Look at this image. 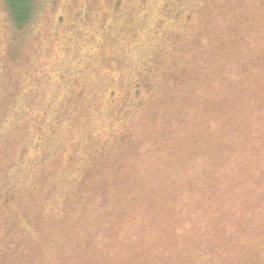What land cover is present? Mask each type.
<instances>
[{"label":"rangeland","instance_id":"obj_1","mask_svg":"<svg viewBox=\"0 0 264 264\" xmlns=\"http://www.w3.org/2000/svg\"><path fill=\"white\" fill-rule=\"evenodd\" d=\"M114 1L35 0L31 16L22 28L10 20L6 2L0 0V206L9 208L8 216L14 212L12 219L23 226L32 221L29 228L32 234L26 236L30 240L31 235L39 236L42 223L62 207L67 211L62 218L69 219V225L79 227L87 221L82 211H79L82 215L76 217L70 213L75 211L72 205L64 207L78 198L74 185L81 175L76 167L64 172L68 148L82 152L90 145L104 147L106 144L97 140L109 136L148 140L150 135L141 132L142 121H149L152 131L155 130L154 123L151 125L143 111L141 100L144 95L151 96L147 98L148 104H153L152 95L157 97L164 83L161 77L156 76L159 80L152 77L155 69L153 62L149 63L151 53L146 52L147 46L138 44L142 41L141 31L131 27L134 15L124 21L129 32L118 33L116 44L106 50L105 60L98 64L90 60L99 49L97 44L99 46L105 24L112 20ZM138 1L145 6H156L155 10L158 4L159 10L166 2ZM127 2L134 12L135 0ZM158 14L159 11H151L153 16ZM214 20L223 24L224 17ZM140 24V28H144L147 21ZM214 24L212 22V26ZM50 29L59 35L55 46L45 59L36 61L37 50ZM153 32H156L154 28ZM114 36L110 33L106 41L113 40ZM80 67L85 69L83 75H80ZM165 67L162 65L163 69ZM71 79L77 93L84 90V95L68 94ZM205 88L213 94L216 108L221 107L227 82ZM134 91L140 96L131 98ZM111 92L115 93L113 98ZM58 93L59 98L55 99ZM69 104L74 108L71 115L58 120L59 112ZM191 112H196L195 107ZM257 121L262 125L260 118ZM160 122L164 121L160 119ZM195 123L197 128L198 123L204 125L199 119ZM133 127L136 131L132 134ZM43 140H55L56 150L38 145ZM72 156L74 162H80L76 155ZM241 160L234 161L236 169L241 165V170L221 172L220 180L210 184L199 198L192 193L190 198L177 199L178 214L168 209L164 211L150 201L133 207L123 223V232L117 230V237L107 243L111 246L108 252L102 253L100 264H175L178 261L208 264L210 250L207 257L198 256L204 246L217 247L213 251L218 256L221 250L228 251L224 245L236 233L241 241H247L249 259L238 254V259L233 256L234 263H230L223 253L219 258H223L225 264H257L256 259L264 256V150L257 159V167L263 169L252 171L248 163ZM240 174L242 179L238 181ZM166 181L168 185L169 180ZM42 190L48 193L49 199L34 200ZM5 217L0 210V264L2 258L12 264L9 257H14V251L4 249V240L15 235L7 227L9 220L5 221ZM219 261L216 259V263Z\"/></svg>","mask_w":264,"mask_h":264},{"label":"trees","instance_id":"obj_2","mask_svg":"<svg viewBox=\"0 0 264 264\" xmlns=\"http://www.w3.org/2000/svg\"><path fill=\"white\" fill-rule=\"evenodd\" d=\"M34 1L5 0L9 18L16 26L23 28L29 20ZM135 4L133 12L127 0L113 2L112 20L105 24L97 44L99 49L90 60L95 64L105 60L106 50L116 44L118 33L128 31L124 21L134 15L131 27L141 31L142 41L138 44L147 46L146 52L151 53L149 63L153 62L155 69L152 77L159 80L156 79L159 76L164 83L161 93L157 97L152 95L153 104H148L147 98L151 96L144 95L141 100L155 130L152 131L149 121H142L141 132L150 135L148 140L109 136L97 140L103 141L104 147L90 145L87 151L72 150L73 154L67 149L69 158L64 172L76 167L81 175L74 185L78 198L64 207L72 205L73 216L85 215L87 221L82 226L69 225V219L62 218L63 212H67L62 207L53 212L51 217L57 214L56 219L51 221L50 217L42 223L39 236L31 235L30 240L26 236L32 234L29 230L32 221L23 226L12 219L15 213L8 216L9 208L1 204L0 210L7 216L5 221L9 220L7 227L15 235L4 240V249L14 251V257H9L12 264H100L102 253L111 246L107 243L117 237V230L122 231L133 207L150 201L164 211L177 212V199L190 198L192 193L196 198L220 180L221 172L241 170V165L236 169V158H242L252 171L263 169L257 167V159L264 150V0H166L159 10V4L156 10V6H145L138 0ZM151 11L159 14L153 16ZM222 16L223 24L220 21L217 24L214 19ZM144 21L146 27L140 28L139 23ZM49 31L37 50L36 61L45 59L55 46L58 32ZM110 33L116 36L108 42L106 37ZM162 65L166 67L163 69ZM79 71L83 75L85 69L80 67ZM224 82L227 88L221 107L216 108L213 94L205 86L210 89L215 83L222 86ZM74 84L71 79L68 94L72 97L79 94ZM83 92L79 95H84ZM113 95L111 92L112 98ZM138 96L139 92L134 91L131 98ZM193 107L196 112L192 113ZM73 109L71 104L64 106L58 120L71 115ZM197 119L204 125L198 123L197 128ZM211 122L214 125H208ZM135 131L133 127L132 134ZM38 145L56 150L54 146L58 143L43 140ZM72 155L80 162H74ZM241 179L242 174L238 181ZM165 180H169L168 185ZM37 199L46 201L48 193L42 190L34 197ZM225 244L228 251L221 250V254L228 256L227 262L234 263L233 256L238 259V254L249 259L247 241H241L238 233ZM214 249L217 247L204 246L198 256L203 259L210 250L208 264H225L219 258L221 254L214 255ZM216 259L220 261L216 263ZM2 260V264L10 263ZM256 260L257 264H264V256Z\"/></svg>","mask_w":264,"mask_h":264}]
</instances>
